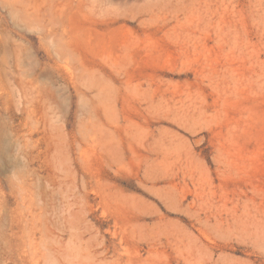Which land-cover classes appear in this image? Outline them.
<instances>
[{
    "label": "rangeland",
    "instance_id": "rangeland-1",
    "mask_svg": "<svg viewBox=\"0 0 264 264\" xmlns=\"http://www.w3.org/2000/svg\"><path fill=\"white\" fill-rule=\"evenodd\" d=\"M0 264H264V0H0Z\"/></svg>",
    "mask_w": 264,
    "mask_h": 264
}]
</instances>
